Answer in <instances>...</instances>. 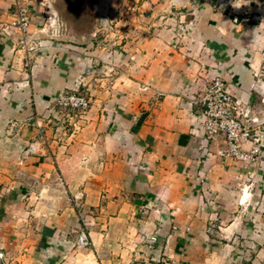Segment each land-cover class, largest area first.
I'll list each match as a JSON object with an SVG mask.
<instances>
[{
	"label": "crops",
	"instance_id": "obj_1",
	"mask_svg": "<svg viewBox=\"0 0 264 264\" xmlns=\"http://www.w3.org/2000/svg\"><path fill=\"white\" fill-rule=\"evenodd\" d=\"M61 1L0 0V264H264V147L222 158L198 103L219 78L264 136V0ZM63 92L91 101L73 133Z\"/></svg>",
	"mask_w": 264,
	"mask_h": 264
},
{
	"label": "built area",
	"instance_id": "obj_2",
	"mask_svg": "<svg viewBox=\"0 0 264 264\" xmlns=\"http://www.w3.org/2000/svg\"><path fill=\"white\" fill-rule=\"evenodd\" d=\"M225 6L224 1L219 4L220 8ZM16 21L13 27L19 29L24 34H28L30 27L29 10L26 7H19L16 13ZM48 21V20H47ZM186 30V29H185ZM36 47H29L28 41L23 40L22 45L27 52L43 47L42 42H35ZM258 80L264 83V49L262 51V62ZM209 83L205 91L199 96L198 103L203 109L204 129L208 139H215L219 135L226 137V147L218 152L222 158H233L247 163H257L264 147V136L261 132V123L252 117L251 112L241 107L240 103L229 93L224 82L217 78ZM56 106L59 112L69 124L65 130L67 133L75 131L73 122L86 113L91 101L85 96L63 92L57 100ZM64 119V120H65ZM33 125L36 127L37 136L23 150L20 157V164L23 165L30 157L42 154L47 144L46 131L53 124L51 119L33 118ZM246 145H250L246 148ZM78 245L80 248H89L91 240L86 231L79 234Z\"/></svg>",
	"mask_w": 264,
	"mask_h": 264
},
{
	"label": "rangeland",
	"instance_id": "obj_3",
	"mask_svg": "<svg viewBox=\"0 0 264 264\" xmlns=\"http://www.w3.org/2000/svg\"><path fill=\"white\" fill-rule=\"evenodd\" d=\"M88 1L90 0H62L60 8L66 17L76 20L79 24H85L91 17L85 4L82 3H88ZM71 2H73L72 5Z\"/></svg>",
	"mask_w": 264,
	"mask_h": 264
}]
</instances>
